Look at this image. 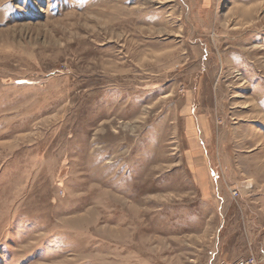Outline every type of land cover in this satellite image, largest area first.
Wrapping results in <instances>:
<instances>
[{
	"label": "rangeland",
	"instance_id": "374dc122",
	"mask_svg": "<svg viewBox=\"0 0 264 264\" xmlns=\"http://www.w3.org/2000/svg\"><path fill=\"white\" fill-rule=\"evenodd\" d=\"M264 264V0H0V264Z\"/></svg>",
	"mask_w": 264,
	"mask_h": 264
},
{
	"label": "built area",
	"instance_id": "2783aa9c",
	"mask_svg": "<svg viewBox=\"0 0 264 264\" xmlns=\"http://www.w3.org/2000/svg\"><path fill=\"white\" fill-rule=\"evenodd\" d=\"M223 264H227V263H223ZM236 264H255V261H249V262H247V261H240V262H238Z\"/></svg>",
	"mask_w": 264,
	"mask_h": 264
}]
</instances>
